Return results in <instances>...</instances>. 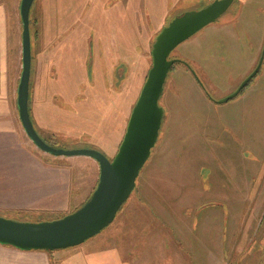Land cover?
<instances>
[{
  "label": "rangeland",
  "instance_id": "1",
  "mask_svg": "<svg viewBox=\"0 0 264 264\" xmlns=\"http://www.w3.org/2000/svg\"><path fill=\"white\" fill-rule=\"evenodd\" d=\"M49 1L55 5L53 11L48 5L49 3L44 5L45 10L42 3L39 1L35 3L33 14L35 19L33 30L37 46L35 65L45 64L44 60H46L43 57L45 50L42 51V48H46L48 43L44 40L43 23L46 21V24L52 25L51 28L54 29L56 22L62 26L63 19L67 22L71 20L70 17L78 16L77 10L73 13L62 11V0H58L57 4L54 0ZM112 1L99 0L97 16L100 20L101 18L105 19L103 16H107L106 19L110 17L107 9ZM131 1L133 2V0H129V2ZM211 1L213 0H183L180 4L184 10L176 12V9L181 7L179 6L168 12L157 28L154 27V23L150 22V15L147 14L149 22L145 26L148 29L146 33L150 45L147 48L145 59H143L142 54H139L143 51L140 44L142 42L140 39L143 33L142 29L139 33H133L137 26L131 22L129 31L132 32L128 36L127 30L124 31L116 26L113 29L114 38H119L120 44L128 40L131 42L130 60L118 59L119 55H114V58H107L103 50L104 45L99 44V52L93 46L94 48L90 49L87 57V75L91 78L94 68L98 65L100 69L104 68L105 76L100 77V82L104 83L111 93L120 92L121 100L112 102L104 100L105 90H101L99 87V93H95L99 106L97 115L94 114L92 118L84 122L85 126L83 127L87 132L83 134L80 132L81 129L76 128L79 120L76 103H78L77 100L86 97L85 84L82 81L78 87L75 83L67 82L65 79L68 78L63 77L61 91L52 89L50 95L49 92L45 91L42 94L43 101L45 97L50 99V96H53L51 98L53 104L45 109V113H47L45 130L38 126L44 139L56 147L63 148L85 146L83 144L87 143L89 146L86 147L101 149L109 157H113L114 152L112 151L118 143L116 132L125 129L128 113L131 111L152 65L151 48L156 34L175 15L185 10L199 9ZM82 2L84 3L83 0L77 1V5L80 7L79 18L92 13L83 12ZM98 7L95 9L96 12ZM92 15L95 16L94 11ZM239 15L240 17H238ZM51 19L53 21L56 19V21L53 22ZM234 21H236L235 24ZM214 22L219 26L215 30L216 32L208 33L207 31L206 33L204 30L209 29H200L171 51L172 57L180 61L174 63L164 85L160 98V104L164 108V116L157 143L153 147L150 161L146 166L159 164L160 160H164L165 154L161 153L163 150L170 155V157H166V160L171 159L170 162H167L170 166H181L183 161L193 163L195 172L200 174H198L200 184L202 183L201 178L209 177L206 184L209 182L208 187L211 195L209 197L200 194L201 200H207V203L199 205L196 223H199V219L206 211L210 216L211 228H214L212 226H215L217 222L215 212L223 213L226 211V220L225 223L223 222L226 228V239L229 228L236 223L235 229L238 232H244L246 236L238 238V232L235 231L236 237L232 238L236 241L232 243L234 245L227 246L226 243L225 263L264 264V105L256 111L251 108L250 97L247 99L242 97L250 88H255V86L260 87L258 90L259 99L261 91L264 92V58L257 74L236 97L226 102H217L218 99L233 92L259 61L264 48V0H235L230 8ZM247 22L257 24L252 39L255 42V36H257L259 41L257 57H255L254 52L255 45H252L251 50L250 46L248 48L242 41L245 37L241 36V31L244 30ZM104 23L99 24L100 43L104 41L107 35ZM230 28L233 30H227ZM78 32L81 33L82 31ZM51 33H55L54 30ZM234 37L238 40H234ZM247 38L249 39V36ZM229 40H232V43H227ZM40 54L42 56H39ZM250 57H255V59L250 60ZM39 68L41 69L40 66ZM111 72L112 76L110 75ZM39 76L38 73L34 87L42 82ZM58 104L60 109L55 110L54 106L58 108ZM256 112L259 114V119L257 123H253L254 119L252 118L255 117ZM72 125H75V128H72ZM3 145H5L4 142L0 141V216L16 220L40 221L53 220L67 214L62 212L61 207L62 199L65 197L62 194V167L69 169L68 173L65 174L66 179L75 177L74 170L72 173V169L69 167L68 159L62 156L56 157L41 151L39 148H34V151L29 153H32V156L37 160L35 166L31 171H24L22 167H19L16 157L6 155L10 154V151ZM235 145L241 149V155H244V165L256 167L258 164V172L252 178L255 183L252 182L250 190H246L245 195L248 194L246 196L248 198L241 200L240 204L230 207L223 200L221 201L223 204H221L218 202V198H214L217 192H213L211 176L219 173L217 170L219 167H216V164L211 161L204 160L203 156L204 152L208 150L207 148H212L216 151V159L219 158L218 154H220V158L223 157L224 159L223 151L226 150L227 163L228 154L231 153V150L234 151ZM199 154L202 157L198 156ZM192 158H194V162ZM19 168L21 169L19 170ZM24 168H28V165ZM28 174L31 175V178L27 176ZM225 175L227 183L231 184L232 177L228 173ZM40 184H57L58 187L43 190L41 189L43 187H38ZM33 187L36 188V194L26 195L25 192L23 193V190L30 191ZM54 191L56 192L54 193ZM48 194L50 196H47ZM67 195L69 196V193ZM198 195L199 193L196 194V196ZM197 201L196 199V205L198 204ZM113 226H107L103 230H112ZM103 232L105 234L107 231ZM198 255L202 256L201 253ZM143 256L146 261L149 260L146 253ZM193 256L195 257V254ZM163 257V259L157 257L160 262L154 259V261L149 260V263L172 264L170 262L171 256L164 254Z\"/></svg>",
  "mask_w": 264,
  "mask_h": 264
},
{
  "label": "crops",
  "instance_id": "2",
  "mask_svg": "<svg viewBox=\"0 0 264 264\" xmlns=\"http://www.w3.org/2000/svg\"><path fill=\"white\" fill-rule=\"evenodd\" d=\"M20 1L0 0V141L4 142L5 145L3 146L10 151V154L6 155L16 157L19 167H22L24 171H31L37 160L29 152H33L34 148L38 147L24 130L17 105V90L22 72ZM38 1L42 3L43 7L46 3H49L48 5H50L52 11L55 8V5L51 4L49 0H35L30 12L32 64L29 109L38 132V126L44 129L47 121L45 109H48L50 104H53L51 102L53 96H50V99L45 97L43 101L42 94L45 91L49 92L50 95L52 89L61 91L62 79L65 77L68 78L65 79L67 82L75 83L78 87L82 81L85 84L86 97L85 99L77 100L78 103H76L79 113L76 128L81 129L80 132L85 134L87 130L83 127L85 126L84 122L92 118L94 114L97 115L99 106L96 92L99 93L100 89H104V100L108 102L121 100L119 97L120 92L111 93L110 89H107L106 85L100 82V77L105 76L104 68L100 69L99 65L96 66L93 70L94 73L91 74L92 77H88L87 57L90 49L95 46L99 52V44H102L104 45L103 50L107 58H114V55H119L118 59L129 61L131 58V42L128 40L120 44L119 38L116 39L113 36V29L117 26L124 31L127 30L129 36L132 32L129 31L131 22H134L133 24L137 28L133 30V33H139L140 29L143 31L140 38L142 39L140 44L143 51L139 52L138 48L136 50L145 59L147 48L150 45V42L147 41L146 33L148 30L146 26L149 22L147 14L150 15V22L154 23V27L157 28L168 12L179 6L181 7L176 9V12L184 10V7L180 4L183 0H133V2H129V0H113L107 9V13L110 14L108 19L110 20L103 15L105 19L101 18L100 20L97 16V13H99V0H83V12L93 13L94 11L95 16L93 17L92 13H90V15H84L82 18H79L80 7L77 5L78 0H62V11L73 13L77 10L78 16L75 18L70 17L71 20L67 22L63 19L62 26L56 22L54 29L51 28L52 25L46 24V21L43 23L44 40L48 43L46 48H42V51L45 50L43 57L46 60H44L45 64L35 65L37 46L33 30V22L35 20L33 14L35 12V3ZM54 1L57 4L58 0ZM97 7L98 11L96 12L95 9ZM51 20L53 21V19ZM236 21H234V24ZM103 22H105L107 35L104 41L100 43L99 24H103ZM217 26L218 24L212 22L202 29H209L204 30L206 33L207 31L208 33L216 32L215 30L219 28ZM256 28L257 24L247 22L244 30L241 31V36L245 37L242 41L248 48L250 46L252 50V45H255V57H257L256 55L259 52L257 36H255V42L252 40L253 32L256 31ZM75 29L82 32L80 33ZM52 30L55 33H51ZM51 35L53 37H50ZM248 36L249 39L247 38ZM230 37L232 38V36ZM234 40L238 39L234 37ZM227 43H232V40ZM39 56H42V54ZM255 57H250V60L255 59ZM38 73L42 82L34 87ZM107 75H109V72H107ZM110 75L112 76V72ZM258 90H260V87L255 86V88H250L242 96L246 99L250 97L251 108L256 111L260 106L264 105V92L261 91L259 99ZM54 109L59 110L60 106L58 108L54 106ZM130 113L131 111L128 113L125 129L116 132L118 134V143L116 145L117 148L115 147L114 151H112L114 152L113 154L118 150L123 138ZM254 115L255 117L252 118L254 119L253 123H257L259 114L256 112ZM72 128H75V125H72ZM111 131L110 133H112ZM83 145L89 146L87 143ZM207 149L204 152V160L211 161L216 164V167H219L217 169L219 173L211 176L213 192H217L214 198H218V202L221 204H223L221 202L223 200L230 207L240 204L241 200L248 198L246 197L248 194L245 195L246 190H250L252 182L255 183L252 178L258 172V164L256 167L244 165V155H241L242 151L236 145L234 146V151L231 150V153L228 154L227 163L226 150L223 151L224 159L223 157L220 158V154H218L219 158L216 159V151L212 148ZM219 150L220 152L222 151L221 146ZM161 153L165 154L164 160H160L159 164L146 166L150 161V156L140 170L133 192L110 224L114 225L112 230H102L77 246L52 251L43 249L23 250L12 245L0 243V264H151L149 260L154 261L156 259L155 261L160 262L157 257L163 259L164 254L171 256L170 262L172 264H226L224 259L226 243L227 246H231L234 245L232 243L236 242L232 238L236 237L234 233L237 231L235 229L237 223L234 224L235 226L233 225L234 227L229 228L227 239L224 225L226 211L223 213L220 211L215 212L217 222L215 226H212L214 228H211L210 216L206 211L199 219V223H196V213L199 205L207 203V200H201L200 196L205 194L211 197L208 187L209 182L206 184L209 177L206 179L201 178L202 183L200 184V174L198 173V175L195 172L193 163L183 161L181 166H170L167 162H170L171 159L166 160V157H170V155L166 154L165 150ZM198 156L202 157L200 154ZM62 157L68 159L72 173L73 170L75 172L73 173L75 177H70L68 180L65 174L68 173L69 169L62 167V194L65 197L62 199L61 207L63 213H69L84 203L95 189L99 180L100 169L99 163L89 156L62 155ZM192 160L194 162V158ZM27 165L28 168H24ZM226 173L233 179H231V184L226 181ZM27 176L31 178L30 174ZM31 183L29 184L30 186ZM38 187H43L41 189L45 190L58 186L57 184H40ZM35 190V187L30 191L25 189L23 193L33 195L36 194ZM68 193L69 196L67 195ZM197 193H199L198 196H196ZM47 196L50 195L48 194ZM196 199L198 200L197 205ZM103 231L107 232L103 234ZM244 236H246L244 232H238V238ZM144 253L147 254L149 260H145ZM200 253L202 256L198 255ZM193 254H195V257ZM152 264L155 263L153 262Z\"/></svg>",
  "mask_w": 264,
  "mask_h": 264
},
{
  "label": "water",
  "instance_id": "3",
  "mask_svg": "<svg viewBox=\"0 0 264 264\" xmlns=\"http://www.w3.org/2000/svg\"><path fill=\"white\" fill-rule=\"evenodd\" d=\"M35 0L20 1L22 21V72L17 90L19 116L25 132L35 145L55 156L85 155L99 163V180L90 196L73 211L53 220L24 221L0 216V243L23 250H57L79 245L101 232L115 219L133 192L140 170L157 143L164 108L160 104L164 85L172 65L180 61L170 57L182 41L216 21L235 0H213L199 8L175 15L156 35L152 44V65L132 107L126 130L113 157L95 147H56L44 139L30 115L29 94L32 64L30 12ZM264 48L255 68L230 94L217 100L236 97L257 74ZM194 74V70H192ZM199 80V78L197 77Z\"/></svg>",
  "mask_w": 264,
  "mask_h": 264
},
{
  "label": "trees",
  "instance_id": "4",
  "mask_svg": "<svg viewBox=\"0 0 264 264\" xmlns=\"http://www.w3.org/2000/svg\"><path fill=\"white\" fill-rule=\"evenodd\" d=\"M217 20H218V19H217ZM217 20H216V21H217ZM170 57H172V55H171V54H170ZM177 62H178V61H177ZM175 63H176V62H175ZM173 65H174V64H173ZM173 65H172V66H173ZM171 68H172V67H171ZM170 70H171V69H170ZM169 72H170V71H169ZM168 74H169V73H168Z\"/></svg>",
  "mask_w": 264,
  "mask_h": 264
}]
</instances>
